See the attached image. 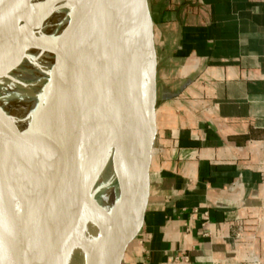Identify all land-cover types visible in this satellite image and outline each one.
<instances>
[{
    "label": "crops",
    "instance_id": "1",
    "mask_svg": "<svg viewBox=\"0 0 264 264\" xmlns=\"http://www.w3.org/2000/svg\"><path fill=\"white\" fill-rule=\"evenodd\" d=\"M155 138L122 264H264V0H148Z\"/></svg>",
    "mask_w": 264,
    "mask_h": 264
},
{
    "label": "bare ground",
    "instance_id": "2",
    "mask_svg": "<svg viewBox=\"0 0 264 264\" xmlns=\"http://www.w3.org/2000/svg\"><path fill=\"white\" fill-rule=\"evenodd\" d=\"M15 4L23 8L22 15L6 2L0 6V109L5 115V120L0 118V142L11 132H25L37 149L12 142L7 155L3 188L17 252L12 264H108V249L128 212V178L130 172L136 174L133 164L143 138L139 131L148 110L150 24L142 20L139 40H134L112 78L110 45L121 31L124 3L82 0L81 9H93L79 21L87 48L76 66V81L86 88L79 94L81 133L75 147L81 208L59 247L26 258L23 237L50 212L47 198L62 211L72 201L71 180L62 173L52 144L63 122L52 74L58 40L75 16V0ZM79 37L75 32L67 41L61 76L71 65ZM25 74L31 77L27 80ZM15 92L20 95L13 99ZM30 97L36 98L33 104ZM113 218L118 219V231L108 228Z\"/></svg>",
    "mask_w": 264,
    "mask_h": 264
},
{
    "label": "water",
    "instance_id": "3",
    "mask_svg": "<svg viewBox=\"0 0 264 264\" xmlns=\"http://www.w3.org/2000/svg\"><path fill=\"white\" fill-rule=\"evenodd\" d=\"M124 3V9L121 18V31L112 37L110 49L112 57L109 69L112 71V78L119 64L129 56L133 46L135 35L141 27L144 18L149 22V31L147 41L150 48L149 65V90L147 94V114L145 124L139 131V134H151L149 142V152L151 153L153 141L155 138V104H156V55L153 43L152 20L148 6V0H121ZM7 3L9 8L22 15L23 8L15 4V0H0V6ZM82 0H75V16L68 26L63 30L58 40V50L54 55L53 64V82L56 93L61 103L63 122L58 134L52 137V144L56 155L61 161L62 173L71 180L72 201L70 206L65 207L64 211L55 206L50 198L46 200V206H49L50 212L45 214L40 225L29 229L23 237L24 257H39L43 253L55 249L61 245L65 239L69 228L75 216L79 213L83 197V191L80 184V168L75 164V147L81 133L79 123V94L86 90L76 81V66L79 56L85 51L87 46L85 40L81 37L80 19L86 17L93 5L81 9ZM78 24V26H77ZM119 29V28H118ZM77 32L75 45V55L71 61L70 67L66 73L61 76V71L65 66V46L67 41ZM78 36V35H77ZM71 78L66 86L65 82ZM0 118L5 120V115L0 109ZM14 142L19 146L28 147L29 150H36V146L27 137L25 132H11L0 142V264H12L17 257L15 242L13 240L7 210L5 206L4 182L6 180V160L10 144ZM27 150V149H26ZM28 151V150H27ZM138 156L141 155V146ZM133 164L136 166V174L129 173L128 178V212L121 221L120 230L117 228L118 219H111L108 228L118 231L113 244L108 249V264H122L123 257L130 243L135 239L143 224L144 213L146 210L148 187H149V164L150 161L142 159L140 156ZM131 164V165H132ZM132 167V166H131ZM116 233V232H115Z\"/></svg>",
    "mask_w": 264,
    "mask_h": 264
},
{
    "label": "rangeland",
    "instance_id": "4",
    "mask_svg": "<svg viewBox=\"0 0 264 264\" xmlns=\"http://www.w3.org/2000/svg\"><path fill=\"white\" fill-rule=\"evenodd\" d=\"M140 36H141V34H140V30H139V31L136 33V35H135V39H136V40H137V39L139 40ZM28 65H29V64L26 63V64L23 65V67H24V68H27ZM33 72H34V71H33ZM25 77H26L27 80H28V79L31 77V75H30V74H25ZM29 91H30V90H29ZM29 91H28V92H29ZM30 93H31V92H29V94H30ZM27 94H28V93H27ZM18 95H20V94H19L18 92H15L14 95L12 96V98H13V99H16V97H18ZM29 100H30V102H31L30 104H33V102L36 101V98L34 99V98L30 97ZM123 124H124V123H123Z\"/></svg>",
    "mask_w": 264,
    "mask_h": 264
},
{
    "label": "built area",
    "instance_id": "5",
    "mask_svg": "<svg viewBox=\"0 0 264 264\" xmlns=\"http://www.w3.org/2000/svg\"><path fill=\"white\" fill-rule=\"evenodd\" d=\"M248 264H262L258 256H251Z\"/></svg>",
    "mask_w": 264,
    "mask_h": 264
}]
</instances>
